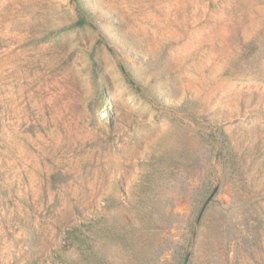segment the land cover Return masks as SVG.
<instances>
[{
  "label": "rangeland",
  "instance_id": "374dc122",
  "mask_svg": "<svg viewBox=\"0 0 264 264\" xmlns=\"http://www.w3.org/2000/svg\"><path fill=\"white\" fill-rule=\"evenodd\" d=\"M0 264H264V0H0Z\"/></svg>",
  "mask_w": 264,
  "mask_h": 264
},
{
  "label": "trees",
  "instance_id": "16d2710c",
  "mask_svg": "<svg viewBox=\"0 0 264 264\" xmlns=\"http://www.w3.org/2000/svg\"><path fill=\"white\" fill-rule=\"evenodd\" d=\"M87 24V21L84 19H79L77 21V23L75 24V26L81 27V26H85ZM91 58H93V56H91Z\"/></svg>",
  "mask_w": 264,
  "mask_h": 264
}]
</instances>
